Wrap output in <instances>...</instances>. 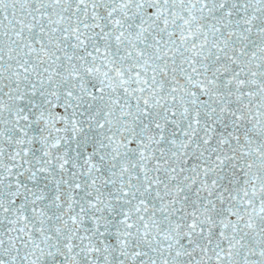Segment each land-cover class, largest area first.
Masks as SVG:
<instances>
[{"label":"snow or ice","instance_id":"obj_1","mask_svg":"<svg viewBox=\"0 0 264 264\" xmlns=\"http://www.w3.org/2000/svg\"><path fill=\"white\" fill-rule=\"evenodd\" d=\"M0 264H264V0H0Z\"/></svg>","mask_w":264,"mask_h":264}]
</instances>
